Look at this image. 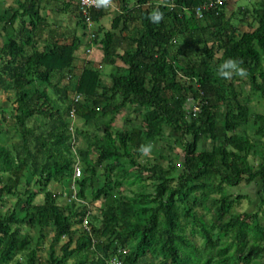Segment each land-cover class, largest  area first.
Returning <instances> with one entry per match:
<instances>
[{"label": "trees", "instance_id": "1", "mask_svg": "<svg viewBox=\"0 0 264 264\" xmlns=\"http://www.w3.org/2000/svg\"><path fill=\"white\" fill-rule=\"evenodd\" d=\"M97 1L89 24L77 0L56 10L0 0V264H264V113L251 105L264 103V0H228L202 17L209 0ZM156 7L159 24L148 20ZM47 10L76 15L72 40ZM78 31L103 59L76 72ZM230 56L244 76L218 75ZM189 99L201 103L196 118ZM129 107L142 124L117 127ZM72 112L84 126L71 129ZM159 142L167 165L138 150ZM243 182L258 204L240 215L248 196L230 190ZM57 184L68 197L48 189Z\"/></svg>", "mask_w": 264, "mask_h": 264}, {"label": "rangeland", "instance_id": "2", "mask_svg": "<svg viewBox=\"0 0 264 264\" xmlns=\"http://www.w3.org/2000/svg\"><path fill=\"white\" fill-rule=\"evenodd\" d=\"M8 1H11V0H8ZM234 2L231 3V7H235L237 2L238 4H244L246 0H233ZM102 24H104L105 26L109 25L110 24V20L109 19H105L102 21ZM97 52V51H95ZM94 52V53H95ZM92 53V55L94 54ZM98 54V53H96ZM94 56V55H93ZM93 58V57H92ZM121 64V63H120ZM107 70H110L111 69V66L110 65H107ZM245 93H248V89L246 88L245 89ZM8 96L9 94L8 93H2L1 94V97H0V100L1 102H6L8 100ZM251 105L253 106V111L255 113H261L263 114L264 113V103L263 102H257V100L255 99ZM72 122H71V129L74 130L76 126H84L82 125L83 121L77 117H72ZM126 120H131L133 121V124L135 125H140L142 124V121H143V118L142 116L139 114V111H135L134 110V107L132 108H127L124 110V112L118 116V119H117V122L115 123V125L117 127H121L124 125L125 121ZM86 130H88L90 133H92L95 129L93 128V126H86L85 128ZM103 129V128H102ZM102 129L100 130V133H103ZM168 136V135H167ZM165 141H168V140H165ZM77 146V144H75ZM211 146V144L209 143H205L204 145H201L200 147L201 148H204V147H207L209 148ZM181 150L179 149L178 146H176V149H174V152L177 153V152H180ZM170 153L169 152V149H168V144L166 142H159L158 145L156 146V151H153V152H150L148 154H146V159L147 161H150L152 162L153 159H159L161 163H163L164 165H167V161L168 159L167 158V155ZM91 158L93 160L96 159V154L92 155ZM78 167V165L76 166L75 165V169ZM98 174H102V171L101 170H98ZM24 186V185H23ZM24 189V187H22ZM32 188L33 189H37L34 185H32ZM49 190H52L54 191L58 196L61 197V195L65 198V196L68 197V191H64V194H63V189L57 184V185H54V187H52V185L50 187H48ZM257 187L252 184V185H247L245 184L244 182L239 186V187H236V188H231L230 191H233L234 194H242V195H245V196H248V198H243L241 203L239 205H237L236 207V210L237 212L241 215L243 214L244 212H249V211H253L256 207H257V204H258V199H257ZM87 195H88V203L90 202V198H91V194H90V191L88 190L87 192ZM59 197V201L60 203H63L64 201L61 200V198ZM43 200V195L40 194L39 196H37L36 198V202L37 203H41ZM16 202V198H9L8 200V207L9 206H13L14 203ZM100 202H97L95 204H93L94 206V209L96 211V213L99 211V208H100ZM85 206H87L85 204ZM5 210V209H4ZM32 232L35 234V235H38L39 234V229L38 228H35L32 230ZM50 238V237H49ZM49 247V242L46 241L44 243V246L43 248L44 249H47ZM42 254L45 255V252H43Z\"/></svg>", "mask_w": 264, "mask_h": 264}, {"label": "crops", "instance_id": "3", "mask_svg": "<svg viewBox=\"0 0 264 264\" xmlns=\"http://www.w3.org/2000/svg\"><path fill=\"white\" fill-rule=\"evenodd\" d=\"M58 1L57 0H51L52 4L50 6H52V8H55V10L57 8H59L58 6H60V2H58ZM110 5H111V10L115 11L117 6H115L114 3H112ZM46 12L49 14L48 20L52 25V29H54L56 31V33H57V29H58L59 31H61L65 35L66 38H69L70 40H72L74 38V34L77 32L76 30H74V25L77 22L76 15L72 12L61 13V12H57V11H53V10H51V11L47 10ZM60 17H62V19H60ZM108 17H109V15H108ZM105 19H109V18H105ZM105 19H103V20H105ZM71 27H73V30ZM81 33H82L81 31H78V37H80V38H82V36H83V35H80ZM88 38L89 37H87V36L82 38V44L83 45H82L81 49H79L76 52V57H77V60H76L77 62L75 65V71L76 72L80 70L83 61L85 62L86 59H88L92 63H98V61H102V59H103L102 58L103 54L99 50H97V47L92 52V53H94L95 51H97L93 54L94 56L92 54L90 56L88 55L87 50L91 48V51H92V47H93L92 45L90 47L87 46V44L89 42ZM96 53H98V54H96ZM120 53H121V51H120Z\"/></svg>", "mask_w": 264, "mask_h": 264}, {"label": "built area", "instance_id": "4", "mask_svg": "<svg viewBox=\"0 0 264 264\" xmlns=\"http://www.w3.org/2000/svg\"><path fill=\"white\" fill-rule=\"evenodd\" d=\"M228 0H209L206 3H203L201 6H199V8L197 9V14L202 17L203 12L204 11H208L213 9L216 6H220L222 5L224 2H226ZM78 5H79V12L80 14L84 17L85 20H87V22L89 24H91L90 21V11L94 8H96L98 6V1L97 0H77ZM91 26V25H90ZM88 53H91V51H88ZM78 97L76 98L77 101ZM188 106H189V111H188V117L190 118H196L200 112H201V103L200 102H195L192 100H188ZM71 116L74 117L75 114L74 112L71 113ZM81 177V169L80 167H77L74 170V175H73V179H72V183H71V192H72V197H76V180L79 179ZM65 191V190H64ZM64 191L63 194H64ZM70 192V191H68ZM69 196V195H68ZM67 196H65L66 198ZM90 213V212H89ZM119 254H123L126 255L127 254V250L126 249H120L118 251ZM107 264H123V260L117 256L112 257L109 262H107Z\"/></svg>", "mask_w": 264, "mask_h": 264}, {"label": "clouds", "instance_id": "5", "mask_svg": "<svg viewBox=\"0 0 264 264\" xmlns=\"http://www.w3.org/2000/svg\"><path fill=\"white\" fill-rule=\"evenodd\" d=\"M104 2H107V0H104ZM164 17L163 11L159 7L154 8L149 14H148V20L152 23L159 24L161 20ZM96 47L92 48L88 51H91V53H88L90 56L93 52V50ZM217 73L220 77L224 79H231L234 75L244 76L246 74V69L242 66V62L234 57H227L221 64L217 67ZM76 117V116H74ZM152 149V145H141L138 149L143 154H148Z\"/></svg>", "mask_w": 264, "mask_h": 264}]
</instances>
